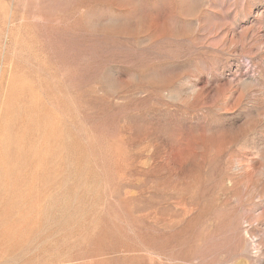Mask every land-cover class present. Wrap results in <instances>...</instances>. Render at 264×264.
<instances>
[{
    "label": "rangeland",
    "instance_id": "374dc122",
    "mask_svg": "<svg viewBox=\"0 0 264 264\" xmlns=\"http://www.w3.org/2000/svg\"><path fill=\"white\" fill-rule=\"evenodd\" d=\"M0 264H264V0H0Z\"/></svg>",
    "mask_w": 264,
    "mask_h": 264
}]
</instances>
